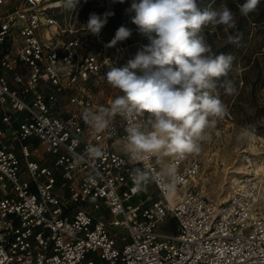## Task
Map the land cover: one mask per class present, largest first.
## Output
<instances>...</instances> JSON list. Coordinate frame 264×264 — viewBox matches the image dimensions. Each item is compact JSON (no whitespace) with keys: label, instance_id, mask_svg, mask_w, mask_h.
Returning <instances> with one entry per match:
<instances>
[{"label":"built area","instance_id":"2783aa9c","mask_svg":"<svg viewBox=\"0 0 264 264\" xmlns=\"http://www.w3.org/2000/svg\"><path fill=\"white\" fill-rule=\"evenodd\" d=\"M61 6L0 0V264H264L262 168L244 153L223 203L197 190L195 154L175 161L171 198L156 183L136 189L144 164L126 154L125 129L147 114L103 133L84 122L109 105L95 93L112 64L64 38Z\"/></svg>","mask_w":264,"mask_h":264},{"label":"clouds","instance_id":"9594fccd","mask_svg":"<svg viewBox=\"0 0 264 264\" xmlns=\"http://www.w3.org/2000/svg\"><path fill=\"white\" fill-rule=\"evenodd\" d=\"M125 0H112L123 4ZM261 0H245L239 14L247 17L257 10ZM78 0H66L74 8ZM131 23L137 26L148 43L123 66L109 67L104 74L107 83L118 90L109 105L82 114L84 122L96 133L108 131L119 117L144 116L147 122L129 119L124 148L129 159L141 162L131 179L138 190L156 183L167 192H175L183 177L176 160H183L201 151V143L211 141L212 132L227 108L215 94L217 83L232 68L231 54H215L203 35L208 26L236 28V14L227 6L201 9L198 0H132ZM114 12L102 16L91 13L84 24L88 33L99 35ZM132 30L120 26L108 45L126 41ZM229 43L239 37L230 35ZM228 95L236 93L232 81L224 83ZM254 129L243 127L237 134L240 141L250 140ZM88 155L102 158L104 152L88 146ZM155 159L158 169L149 165Z\"/></svg>","mask_w":264,"mask_h":264},{"label":"rangeland","instance_id":"374dc122","mask_svg":"<svg viewBox=\"0 0 264 264\" xmlns=\"http://www.w3.org/2000/svg\"><path fill=\"white\" fill-rule=\"evenodd\" d=\"M244 2L245 0H198V6L202 10L227 6L236 14L237 21L235 29L208 26L203 32L215 54H231L234 57L231 70L226 77L220 79L215 90V94L225 104L227 113L218 121L211 141L202 142L201 151L195 154L202 163L197 190L217 203L226 200L229 181L244 153L253 158L257 167H264V0L247 17L239 14V6ZM131 3L132 0H125L123 4H114L112 0H78L75 7L70 8L66 6V0H61L62 6L55 15L61 29L65 30V39L82 40L84 47L108 56L112 67H117L123 66L148 43L137 26L131 23L130 14L126 11ZM107 11L114 12V15L108 18L100 34L88 33L84 24L89 15L96 13L102 16ZM120 26L131 29V37L109 47ZM230 35L238 36L239 42L229 43ZM227 80L232 81L236 87L235 94H226L224 83ZM95 94L99 101L110 104L119 93L106 79H101ZM245 126L254 129V136L250 140L240 141L237 134ZM260 173L262 182L264 176ZM261 196V210L264 212V190ZM162 229L168 230L164 226L159 227V230Z\"/></svg>","mask_w":264,"mask_h":264},{"label":"bare ground","instance_id":"6f19581e","mask_svg":"<svg viewBox=\"0 0 264 264\" xmlns=\"http://www.w3.org/2000/svg\"><path fill=\"white\" fill-rule=\"evenodd\" d=\"M260 168V167H259ZM262 170H264V167H262ZM236 172V171H235ZM260 174V173H259ZM262 176H264V171H262ZM262 180H264V177H262ZM261 190H264V181L261 182V186H260ZM262 194V193H261ZM173 196V192L168 194V197L171 198ZM262 197V196H261Z\"/></svg>","mask_w":264,"mask_h":264}]
</instances>
